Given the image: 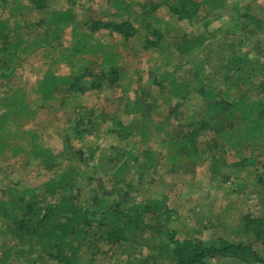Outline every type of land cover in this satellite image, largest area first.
I'll list each match as a JSON object with an SVG mask.
<instances>
[{
  "label": "trees",
  "instance_id": "1",
  "mask_svg": "<svg viewBox=\"0 0 264 264\" xmlns=\"http://www.w3.org/2000/svg\"><path fill=\"white\" fill-rule=\"evenodd\" d=\"M51 1L28 0L24 10L14 1L8 16L0 15V80L10 88L23 57L59 46L64 30L71 27L76 29V41L53 61L65 64L69 73L59 76L50 70L44 72L36 83L38 104L49 103L57 95L65 100L88 92L111 91L120 96L124 114L139 113L141 120L124 122L113 116H97L92 108H77L74 121H67L72 125L63 129L62 149L56 156L44 154L35 142L36 134L29 132L30 154L39 159L50 176L38 186L17 188L9 183L5 191H0V221L6 225L1 234L9 235L13 242L0 254V264L18 258L26 264H79L82 253L89 252L93 258L101 253L98 244L116 250L122 244L137 243L136 238L143 239L147 232L166 238L157 246L154 259L166 260L167 264H209L224 259L264 264L262 216L242 219V231L254 238L250 244L224 238L210 243L175 238V231L167 226L175 213L164 199H152L141 184L159 158L152 150L135 153L131 147L134 137L143 143L157 137L163 149L162 159L171 171L187 164L194 171L207 157L215 173L223 165L221 156L233 148L232 143L235 145L233 138L263 137L264 97L253 100L247 91L236 94L234 88L242 74L247 80L258 76L264 81V57L258 42L251 51L243 50L247 37L264 31V22L252 14L249 5L240 7L229 0H143L134 4L139 12L133 20V4L123 0H105L114 9L113 18L92 8L95 0H85L78 10L72 6L74 0H63L65 7L59 10L50 9ZM7 2L0 0V9H5ZM160 8L185 27L174 42L153 24L160 22L154 15ZM30 13L37 16L36 20L30 21ZM134 23L146 32L143 49L156 53L162 63L150 73L149 86L141 90L145 101L137 98L130 102L120 57L106 44L104 33L129 41L138 32ZM196 27H202V31L194 33ZM225 40H231L230 44H224ZM219 52L222 55L217 56L219 65L215 66L213 55ZM174 54L180 62L171 63ZM85 55H101L97 70L77 65ZM181 68L189 79L176 80L175 73ZM218 79L222 87L215 84ZM260 91H264V85ZM20 94L15 90L2 100L7 112L0 116V125L8 113L34 114ZM192 95L201 99L202 118L189 116L182 123L181 107ZM162 104L163 119L154 124L150 114ZM150 123L155 134L147 128ZM101 124H107L102 135L116 141L105 155L97 141ZM71 138L79 143L93 138L94 142L73 145ZM241 153L240 167L257 165L258 157H244ZM129 170L137 176L136 181L124 179ZM110 175L106 184L101 181L100 176ZM257 179L262 182L261 176ZM254 243L259 249L254 248ZM146 262L147 258L141 260L142 264Z\"/></svg>",
  "mask_w": 264,
  "mask_h": 264
},
{
  "label": "rangeland",
  "instance_id": "2",
  "mask_svg": "<svg viewBox=\"0 0 264 264\" xmlns=\"http://www.w3.org/2000/svg\"><path fill=\"white\" fill-rule=\"evenodd\" d=\"M5 9H0V15L7 17L9 8L14 1L20 3L23 10L28 8V0H7ZM85 0H74L73 8L77 9L83 6ZM131 6L130 20L139 12L136 3L143 0H123ZM234 1L238 6H250L251 12L256 18L264 22V0H229ZM65 7L63 0H52L50 9L59 10ZM1 8V7H0ZM92 8L101 10L109 18H113L114 9L106 3L105 0H95ZM202 14H205L204 12ZM105 15V16H106ZM159 23L153 22L155 26L164 30L165 37L174 42L178 39L183 26L176 24L175 19L164 9L160 8L154 14ZM27 16V15H26ZM25 18V17H24ZM20 20V23L24 21ZM30 21L36 20L34 13L29 14ZM26 19V18H25ZM12 21V19H10ZM138 29L137 35L129 41H124L115 34L104 33V40L111 48V51L120 57L119 67L124 77V87L127 90L129 101L137 98L145 101V96L141 94L149 86L150 73L153 74L155 67L162 63L156 53L143 49V39L146 32L138 23H134ZM80 29V28H79ZM264 29V26H263ZM33 32L34 28L31 29ZM76 29L68 27L64 30L59 46L39 50L33 55L23 57L21 64L18 65L13 85L4 84L0 80V116L7 112L2 100L9 98L11 92L20 91L23 99L28 102L29 109L34 111L32 115L22 113L19 116L8 115L5 121L0 125V191H5L9 183L17 188L22 186H38L50 176L39 159L30 154L31 142L29 132L36 134L35 142L40 145L44 154L56 156L62 149L63 129L71 126L75 119V110L80 107L92 108L96 115H107L108 118L114 117L122 119L124 122H130L133 118L141 120L139 113L124 114L125 110L120 104L119 95L111 91L88 92L84 95H73L64 100L63 96L57 97L49 103L38 104V95L35 91L36 83L47 70L56 75L62 76L69 73V68L63 64H54L53 61L62 50L70 47L77 39ZM202 27L194 28V33H200ZM35 32H38L35 31ZM74 33V34H73ZM218 35L216 39H219ZM231 40H225L224 44L229 45ZM258 42V43H257ZM259 44L264 57V31L256 37H247L243 43V50L251 51ZM221 45V44H219ZM222 47V46H220ZM33 48V47H32ZM220 49V48H219ZM237 49V48H235ZM213 55V65H219L218 57L222 55ZM171 57V63L180 62L177 54ZM218 56V57H217ZM217 59V60H216ZM101 61V55L81 56L77 65L89 66L97 70ZM218 63V64H217ZM186 64L185 66H187ZM171 68L170 66L168 67ZM242 74L237 81L234 92L242 94L248 92L253 100L264 97V91H260L264 85L262 78L253 76L247 79ZM176 80L181 78L189 79L181 68L175 73ZM222 87L221 79L215 82ZM175 102V101H172ZM201 99L192 95L181 110L184 113L182 123L189 120V116L195 119L202 118ZM165 106L158 105L150 114L154 124L163 119ZM153 123L147 124V128L155 134ZM101 137L97 140L102 148V154L108 152L116 141L109 136L102 135L106 132L107 124L100 125ZM28 132V133H25ZM160 134V133H156ZM162 135V134H160ZM263 137L256 136L251 139L235 137L232 143L233 148L221 156L223 165L220 171L213 173L210 170L209 159L196 165L195 170L187 166L179 169L170 170L168 164L162 159L163 149L159 144L158 138H152L143 143L139 137L132 138V150L135 153L143 150H152L157 154L158 164L147 173L148 177L143 180L142 188L149 191L152 199H164L165 205L173 210L169 229L175 231V238L182 240L185 238L199 239L203 242H213L218 238H224L230 242L253 243L254 238L251 234L242 231V219L245 216H262L264 218V129ZM73 145H89L94 142L93 138H88L85 142L79 143L71 138ZM231 146V147H232ZM244 157H258L257 165L251 167H240L241 155ZM103 169V165L100 166ZM261 176L262 182L259 183L257 177ZM102 178L106 184L108 178ZM125 180L132 179L136 181L137 176L132 170L125 173ZM109 185V184H108ZM87 194H84L86 198ZM6 227L5 222L0 221V254L13 244L9 235H3L2 230ZM137 239V243L122 244L116 250H110L109 245L98 244L101 253L95 258L90 256L89 252L81 254L79 264H140L141 260L147 258V264H167L166 260L154 259L156 249L159 243L166 238L156 232L150 234L147 232L143 239ZM254 248L259 247L254 243ZM140 262V263H138ZM9 264H26L23 258L10 261ZM142 264V263H141ZM145 264V263H144ZM209 264H244L236 260L224 259L212 261Z\"/></svg>",
  "mask_w": 264,
  "mask_h": 264
}]
</instances>
